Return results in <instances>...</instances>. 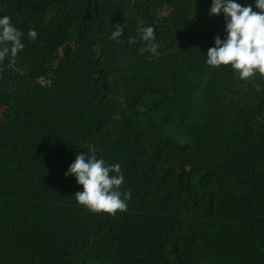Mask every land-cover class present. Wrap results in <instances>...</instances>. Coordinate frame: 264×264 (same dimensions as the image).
<instances>
[{
	"label": "trees",
	"instance_id": "trees-1",
	"mask_svg": "<svg viewBox=\"0 0 264 264\" xmlns=\"http://www.w3.org/2000/svg\"><path fill=\"white\" fill-rule=\"evenodd\" d=\"M211 4L0 0L25 34L0 71V264H264V79L206 64ZM78 153L121 165L125 212L76 202Z\"/></svg>",
	"mask_w": 264,
	"mask_h": 264
},
{
	"label": "clouds",
	"instance_id": "clouds-1",
	"mask_svg": "<svg viewBox=\"0 0 264 264\" xmlns=\"http://www.w3.org/2000/svg\"><path fill=\"white\" fill-rule=\"evenodd\" d=\"M253 6H242L235 0H212L209 15L224 14L226 39L215 37V46L208 49L206 64L213 67L231 65L242 81H249L259 74L264 79V0H256ZM115 31L109 37L118 40L124 34L126 25H113ZM141 47L139 52L156 54L158 44L156 33L152 26H138ZM24 33L11 23V17L0 18V71L3 62L10 58L14 63L18 53L24 48L22 38ZM35 29H30L27 36L31 40L37 38ZM129 44H136V37H129ZM256 91H261L260 84H255ZM65 176H74L77 183L83 187L82 192L75 193L76 202L86 207L92 213H107L115 215L127 210V201L131 191H123L124 176L121 165L108 164L103 158L95 155L80 154L68 167Z\"/></svg>",
	"mask_w": 264,
	"mask_h": 264
},
{
	"label": "rangeland",
	"instance_id": "rangeland-1",
	"mask_svg": "<svg viewBox=\"0 0 264 264\" xmlns=\"http://www.w3.org/2000/svg\"><path fill=\"white\" fill-rule=\"evenodd\" d=\"M2 113H3V112H0V117H2V115H3ZM4 117H8V112L3 116V118H4Z\"/></svg>",
	"mask_w": 264,
	"mask_h": 264
}]
</instances>
